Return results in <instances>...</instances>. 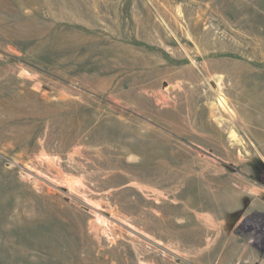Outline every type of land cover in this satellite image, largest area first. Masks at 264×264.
<instances>
[{"label":"rangeland","instance_id":"obj_1","mask_svg":"<svg viewBox=\"0 0 264 264\" xmlns=\"http://www.w3.org/2000/svg\"><path fill=\"white\" fill-rule=\"evenodd\" d=\"M0 264H264V0H0Z\"/></svg>","mask_w":264,"mask_h":264},{"label":"bare ground","instance_id":"obj_2","mask_svg":"<svg viewBox=\"0 0 264 264\" xmlns=\"http://www.w3.org/2000/svg\"><path fill=\"white\" fill-rule=\"evenodd\" d=\"M226 99L225 98H223V97H220V103L224 106V107H226V101H225ZM233 135V134H232ZM234 136V135H233ZM237 136V135H236ZM235 137V136H234Z\"/></svg>","mask_w":264,"mask_h":264}]
</instances>
